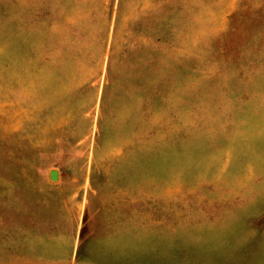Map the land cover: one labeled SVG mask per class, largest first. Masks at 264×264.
Returning a JSON list of instances; mask_svg holds the SVG:
<instances>
[{
    "label": "rangeland",
    "instance_id": "rangeland-1",
    "mask_svg": "<svg viewBox=\"0 0 264 264\" xmlns=\"http://www.w3.org/2000/svg\"><path fill=\"white\" fill-rule=\"evenodd\" d=\"M0 264H264V0H0Z\"/></svg>",
    "mask_w": 264,
    "mask_h": 264
},
{
    "label": "water",
    "instance_id": "water-1",
    "mask_svg": "<svg viewBox=\"0 0 264 264\" xmlns=\"http://www.w3.org/2000/svg\"><path fill=\"white\" fill-rule=\"evenodd\" d=\"M51 178L55 180L57 178V173L56 172H52Z\"/></svg>",
    "mask_w": 264,
    "mask_h": 264
}]
</instances>
